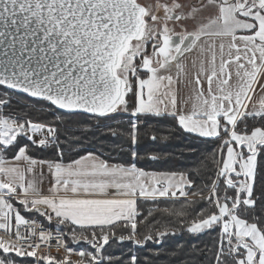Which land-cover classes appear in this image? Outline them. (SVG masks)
Segmentation results:
<instances>
[{
	"label": "snow or ice",
	"instance_id": "1",
	"mask_svg": "<svg viewBox=\"0 0 264 264\" xmlns=\"http://www.w3.org/2000/svg\"><path fill=\"white\" fill-rule=\"evenodd\" d=\"M258 85L264 0H0V264H158L175 229L143 208L178 196L180 211H162L215 233L195 264H264ZM21 93L48 111L19 107ZM168 120L161 137L153 122ZM184 133L213 145L194 173L140 166L173 161ZM56 236L59 258L41 251Z\"/></svg>",
	"mask_w": 264,
	"mask_h": 264
},
{
	"label": "trees",
	"instance_id": "2",
	"mask_svg": "<svg viewBox=\"0 0 264 264\" xmlns=\"http://www.w3.org/2000/svg\"><path fill=\"white\" fill-rule=\"evenodd\" d=\"M19 107L24 106L25 104L28 105L29 108L33 107L34 105L37 107V112H44L48 111V107L46 106L47 102H43L40 105H36L35 100H31L25 96L19 95ZM18 110V109H17ZM88 115H80L78 117H74L75 119H82L87 117ZM115 123V122H114ZM126 123V118H125ZM154 123L155 127L161 129L159 135L161 137L169 135L172 131H174L173 123L171 120L168 121H161L160 123ZM161 145L165 142L161 140ZM188 145L191 146L192 150L190 151L187 147ZM152 145H150L151 147ZM213 145L204 138H198L192 134L184 133L182 135H178L176 140L174 141V146L169 147L168 151L170 153L177 154L175 159L169 163H162V162H154L147 165H140L145 167L146 170L149 171H170V170H180L186 171L188 173H194L196 169L200 166L201 158L207 155V149L212 147ZM92 147H97V145H92ZM184 153L182 156L179 153ZM107 154V153H106ZM11 155V154H9ZM71 155V154H69ZM113 158H117V154L113 153ZM193 179H197L195 175L192 176ZM199 180L197 179V184H199ZM195 186V185H194ZM189 200H197L198 197L190 196ZM181 200H163L160 199L156 203L159 205V209L157 210L156 204L152 202H148L144 205L143 211L144 214L147 215L148 210H152L154 212L155 218L159 221L158 224L155 225L156 228L163 229L165 226L169 228L175 229V235L166 236L164 238L163 247L157 244L155 245L156 249H159L161 253H163V257L159 260L158 264H169V261L175 257L179 253V249L183 247L186 251L183 254V262L182 264H188V261L192 259V264H195V259L189 256V253L194 248L203 249L206 245L210 246L211 243L215 239V233H204L200 235H193L186 232L184 229V224L186 221L184 219L177 218L176 216H171L168 213L162 211L163 208H169L170 210L180 211L182 207ZM204 207L202 203H197L191 206L188 211L191 215H195L196 211L200 208ZM37 216L29 217L34 218ZM150 220L152 218H149ZM43 221L46 225L51 227L60 228L61 226L56 225V223H49L43 218ZM69 247L73 248L75 251H79V247L75 242L68 241ZM115 248V246H114ZM86 249V248H83ZM172 249H176L177 251L174 253ZM89 250V249H88ZM76 256V255H74ZM33 260L30 258H24L19 260V264H32ZM207 264V262H205Z\"/></svg>",
	"mask_w": 264,
	"mask_h": 264
},
{
	"label": "built area",
	"instance_id": "3",
	"mask_svg": "<svg viewBox=\"0 0 264 264\" xmlns=\"http://www.w3.org/2000/svg\"><path fill=\"white\" fill-rule=\"evenodd\" d=\"M43 218L44 217H41V216L38 215L37 217L29 218V219H35V220H37L42 225V230L45 233H47V231L49 229H52L54 232L59 230V228L51 227V226L46 225L45 222L43 221ZM56 239H60V237L59 236H56V238L53 239V241L51 242V246H48L47 244H42L41 245V251L42 252H46V253H50L51 255L57 256L59 258L60 256L65 255V252H64L63 247H58L57 246ZM28 258H30V259L33 260V263L32 264H36L35 258H31V257H28Z\"/></svg>",
	"mask_w": 264,
	"mask_h": 264
},
{
	"label": "crops",
	"instance_id": "4",
	"mask_svg": "<svg viewBox=\"0 0 264 264\" xmlns=\"http://www.w3.org/2000/svg\"><path fill=\"white\" fill-rule=\"evenodd\" d=\"M262 95H264V92L261 91V89L258 85L257 86V96L254 98L253 103L255 104ZM47 187H48V185H47V183H45V189H47ZM161 199H164V198H161ZM22 214H24L27 218L33 217V216H38L35 213H28V212H22ZM51 223H56V222H55V220H53ZM24 258H28V257L17 258V264H19V260L24 259Z\"/></svg>",
	"mask_w": 264,
	"mask_h": 264
},
{
	"label": "rangeland",
	"instance_id": "5",
	"mask_svg": "<svg viewBox=\"0 0 264 264\" xmlns=\"http://www.w3.org/2000/svg\"><path fill=\"white\" fill-rule=\"evenodd\" d=\"M181 199H184V198L178 196V197L175 198L174 200H181ZM188 199H192V198H189V197H188ZM163 200H167V199H163ZM77 246L79 247L80 250L83 249V248L89 249L88 246H87L86 244H83V243H81V244H77ZM89 250H90V249H89ZM72 259H73V260H76V259H78V257L73 255Z\"/></svg>",
	"mask_w": 264,
	"mask_h": 264
},
{
	"label": "water",
	"instance_id": "6",
	"mask_svg": "<svg viewBox=\"0 0 264 264\" xmlns=\"http://www.w3.org/2000/svg\"><path fill=\"white\" fill-rule=\"evenodd\" d=\"M19 95H22V96H25V97H27L25 94H19ZM27 98H29V97H27ZM29 99H31V100H35V98H29ZM80 115H89V114H86V113H82V114H80Z\"/></svg>",
	"mask_w": 264,
	"mask_h": 264
}]
</instances>
